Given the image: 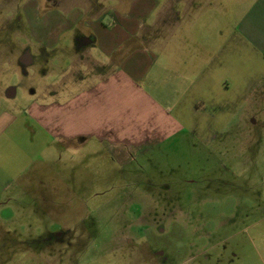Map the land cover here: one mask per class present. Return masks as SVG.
I'll list each match as a JSON object with an SVG mask.
<instances>
[{
	"label": "rangeland",
	"instance_id": "rangeland-1",
	"mask_svg": "<svg viewBox=\"0 0 264 264\" xmlns=\"http://www.w3.org/2000/svg\"><path fill=\"white\" fill-rule=\"evenodd\" d=\"M51 1L0 0V125L16 119L0 134V264H264V97L208 147L176 136L126 160L65 141L56 111L30 109L82 89V29L53 27ZM250 1L209 3L233 30ZM26 40L32 67L7 55Z\"/></svg>",
	"mask_w": 264,
	"mask_h": 264
},
{
	"label": "crops",
	"instance_id": "crops-1",
	"mask_svg": "<svg viewBox=\"0 0 264 264\" xmlns=\"http://www.w3.org/2000/svg\"><path fill=\"white\" fill-rule=\"evenodd\" d=\"M59 5L50 12L53 27L82 29L76 42L82 89L64 101H35L30 109L37 118L56 111L49 123H63L57 130L65 141L106 145L112 159L126 160L176 136L208 147L225 135L252 96L262 103L264 0H251L233 30L215 20L223 10L209 0H60ZM35 38L37 45H49ZM25 47L7 55L32 67ZM81 110L82 132L69 133L66 119ZM2 117L0 134L16 123L13 115Z\"/></svg>",
	"mask_w": 264,
	"mask_h": 264
},
{
	"label": "flooded vegetation",
	"instance_id": "flooded-vegetation-1",
	"mask_svg": "<svg viewBox=\"0 0 264 264\" xmlns=\"http://www.w3.org/2000/svg\"><path fill=\"white\" fill-rule=\"evenodd\" d=\"M59 4H60V0H57V1H56V0L54 1V0H53V1L50 2V5L52 6V10H53V9H56V8H55L56 6H57V8H59V6H60ZM3 6H5V5H4V4H1V5H0V7H3ZM38 10H39V9H36L35 7H33V8L31 9V12H32L33 15H34V14H35V15H38V14H39V11H38ZM33 31H34V30L32 29V32H33ZM25 42H26V43H25ZM30 42H31V41H29V40L21 41V42H20V46H21L23 43H25V44H28V43L31 44ZM36 42H37V40H36ZM26 46H27V45H26Z\"/></svg>",
	"mask_w": 264,
	"mask_h": 264
}]
</instances>
